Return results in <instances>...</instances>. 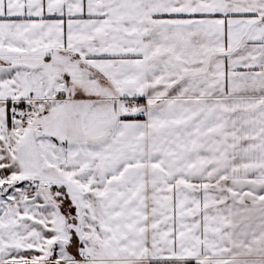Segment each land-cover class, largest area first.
<instances>
[{
    "label": "snow or ice",
    "instance_id": "obj_1",
    "mask_svg": "<svg viewBox=\"0 0 264 264\" xmlns=\"http://www.w3.org/2000/svg\"><path fill=\"white\" fill-rule=\"evenodd\" d=\"M0 264H264V0H0Z\"/></svg>",
    "mask_w": 264,
    "mask_h": 264
}]
</instances>
